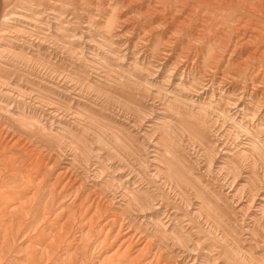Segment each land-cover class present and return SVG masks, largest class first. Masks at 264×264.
I'll return each instance as SVG.
<instances>
[{"label":"rangeland","instance_id":"374dc122","mask_svg":"<svg viewBox=\"0 0 264 264\" xmlns=\"http://www.w3.org/2000/svg\"><path fill=\"white\" fill-rule=\"evenodd\" d=\"M139 1L0 0V264H264V0Z\"/></svg>","mask_w":264,"mask_h":264},{"label":"bare ground","instance_id":"6f19581e","mask_svg":"<svg viewBox=\"0 0 264 264\" xmlns=\"http://www.w3.org/2000/svg\"><path fill=\"white\" fill-rule=\"evenodd\" d=\"M135 2H140L139 0H134ZM207 2V1H206ZM254 2V1H253ZM257 2V1H256ZM1 3V2H0ZM253 5V4H252ZM257 5V4H256ZM259 6V5H258ZM257 7V6H256ZM260 7V6H259ZM257 9V8H256ZM130 19V16H128V17H125L123 20H124V22L125 21H130L129 20ZM123 22V23H124ZM126 23H128V22H126ZM123 25V24H122ZM202 31V30H201ZM127 41V40H126ZM125 41V42H126ZM169 53V52H168ZM168 56V55H167ZM252 58V57H251ZM139 59V58H138ZM164 59H165V57L163 58V59H161V61L162 62H160V64H163V61H164ZM240 62V61H239ZM180 63V62H179ZM240 64V63H239ZM237 66H238V64H237ZM221 68V67H220ZM185 69V68H184ZM184 71V70H183ZM240 71H241V69H240ZM206 73V72H205ZM236 74V73H235ZM204 76V75H203ZM234 79H237L236 77H233ZM262 80H264V74L262 75ZM226 80V79H225ZM210 82V81H209ZM262 82V81H261ZM245 88V87H244ZM251 88V87H250ZM226 89V88H225ZM261 89V88H260ZM259 88H258V86L257 85H255L253 88H252V90H251V93H250V96H253L254 95V97H253V99H255L256 101H258V104L260 103V112L262 113V111H264V91H261ZM263 89V88H262ZM258 97V98H257ZM264 115V114H263ZM1 132V131H0ZM254 142H256V141H254ZM257 143V142H256ZM9 144V143H8ZM254 144V143H253ZM12 145V144H11ZM256 146H257V144H256ZM82 183V182H81ZM3 201V200H2ZM4 205L3 206H0L1 208H0V210H2V209H5L6 208V204L4 203V201L2 202ZM1 203V199H0V205L2 204ZM143 210V209H142ZM14 210L11 208L10 210H9V212L10 213H12ZM112 221V220H111ZM204 223V222H203ZM6 235V234H5ZM131 236V235H130ZM182 251V250H181ZM167 253V252H166ZM201 254V253H200ZM170 256V255H169ZM162 264V263H161Z\"/></svg>","mask_w":264,"mask_h":264}]
</instances>
